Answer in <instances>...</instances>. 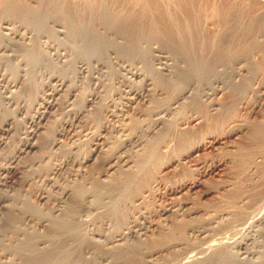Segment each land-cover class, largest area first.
<instances>
[{"label":"rangeland","instance_id":"obj_1","mask_svg":"<svg viewBox=\"0 0 264 264\" xmlns=\"http://www.w3.org/2000/svg\"><path fill=\"white\" fill-rule=\"evenodd\" d=\"M178 2L188 17L181 22L185 35L177 33L180 41H175L161 27L172 20L179 28L172 10L167 12L170 4L179 9ZM223 7L231 15L222 23ZM4 20H20L31 32L21 31L29 38L21 61L0 62V74L18 81L15 103L9 105L0 78V128L7 129L0 131V178L10 176L0 195L14 208L1 211L7 216L0 222V264H25L16 252L21 241L47 235L49 219L69 207L75 236L54 235L74 249L64 264H196L212 252L199 257L200 248L234 220L236 227L247 220L251 225L231 238L242 247L232 243L220 264H264V0H0V44L7 43ZM51 20L67 24L72 38L57 32ZM115 49L121 55L112 59ZM187 59L199 77L179 75ZM163 61L168 71L160 68ZM79 62L99 69L80 75ZM119 64L148 80L127 74ZM120 74L127 78L125 88ZM61 81L59 105L31 125L42 92ZM127 87L140 94L131 104L125 100ZM187 87L189 95L156 130L160 135L150 138L152 149L141 169L133 166L130 183L108 188L115 190L104 199L92 197L116 175L106 164L112 154L140 153L142 147L125 142L138 135L145 143L152 135L147 134L152 113ZM90 93L99 94L98 103L70 137L67 125ZM65 101L68 107L62 108ZM32 129L35 134L28 135ZM99 133L105 135L99 156L84 168L82 160ZM25 141L33 148L18 152ZM11 156H18L14 168L4 172ZM65 191L70 196H62ZM64 197L68 204L61 208ZM92 233L97 235L91 241ZM243 251L253 254H238Z\"/></svg>","mask_w":264,"mask_h":264},{"label":"bare ground","instance_id":"obj_2","mask_svg":"<svg viewBox=\"0 0 264 264\" xmlns=\"http://www.w3.org/2000/svg\"><path fill=\"white\" fill-rule=\"evenodd\" d=\"M178 3H179L178 4L179 5V9L177 7H175V6H173L172 4H170L167 12H169L170 9L172 10V14L174 16V20H177L176 22L179 24V28L177 29L174 26V23L172 22V20L171 21L169 20L170 23L167 22V27H166V24L163 25L164 28L161 27V31L162 32H166V34H169L170 36L172 35L173 36V40H175V41H177V40L180 41V39H179L180 37H179V35L177 33L185 35L184 34V29H183V24H182L185 20H182V17L183 18L188 17L187 11H183V9L181 7L183 5L180 2H178ZM3 4H6V3L2 2V6H3ZM230 12H231V10L229 11L228 7L227 8L226 7L222 8V10L220 12V15H219L220 18L222 19V23H223V21L227 22L228 17L231 15ZM168 15L169 14H167V18H168ZM15 21L19 22L20 24L12 23L13 21L10 22L9 20L2 21V27H1L2 28V34L4 35V38L7 39V43L6 44H3V43L0 44V62H2V61H5V62L21 61V60H19L18 57L22 56V53H23V56H24V53L27 51L26 48L29 45L27 40H29V38L26 37L27 35L25 36V34H22L21 31L23 32L24 30H26L27 33H30L31 32V27L28 26V25H24L20 20H15ZM51 24L55 27L57 32L63 33V35H66L68 37V39L72 38L73 32L69 29V26H67V24L62 23L59 20H51ZM174 29L177 30V31L174 32ZM108 30L111 31L109 27H108ZM108 30L105 29V31H107V32H105L106 34L109 32ZM121 37L124 39V41L127 40V37H125V36H121ZM25 38H27V40ZM108 39H109V41H112L114 39V37L111 36ZM122 47H123V45H122ZM57 54H58V57L60 58V61H61V59L63 61L64 60L66 61V55H64L62 53H57ZM119 55H121V52L119 50L115 49V50L112 51V54H111L112 59H117ZM158 56H159V58L163 57L161 55H158ZM163 59H164V57H163ZM182 60H183V58H182ZM187 61H188V63L186 64V67L184 69L182 68L183 70H179V73H182V74H179V75H183V76H186L188 78L193 77V76L194 77L198 76V73H197L198 71H197L196 64L194 62H191L189 59H187ZM61 63H62V61H61ZM79 63L80 64H79V66H77L76 73H78L80 75H82L84 71L87 72V70L89 71V73H91V72L95 73L99 69V68L94 66L93 68H91L89 70L87 65H85L82 62H79ZM158 63H160V65H161L160 68L162 70H167V71L169 70V68H170L169 64L164 63V61L163 62H158ZM96 64L102 66V63L96 62ZM20 65H19V69H21V70L24 69V68H21ZM119 66H120V68H122L123 71H125L127 74H129L131 76H135V77H141L142 76L141 74L137 73V71L135 72V71H132L131 69H127L122 64H119ZM92 73H91V75H92ZM99 73H101V71ZM176 73H178V72H176ZM94 75H96V74H94ZM142 77H143V79L145 78L146 80H148V77H146L145 75L142 76ZM0 78L2 80L4 79L3 82L5 83L4 86H3L2 99L4 100V103L11 105V104L15 103L14 102V98L12 96V92H13V88L16 87V84L18 83V81L17 80H14V81L13 80H11V81L10 80H6V76L4 74H2V75L0 74ZM119 78H120L119 79V84L121 82V85L123 86V88H125L126 86H124L123 83H124V81L127 78L124 75H122V74H120ZM190 79H193V78H190ZM23 81H24L23 83H25V78H24ZM192 82L189 85H192ZM148 85H149V83H146V86H148ZM62 87H63V82L62 81L57 83V84H54L52 86L50 85V87H48V88L46 87L47 89H45V91H43L42 94H41L42 96L40 98V102L37 105V109H38L37 110V115H36V117L34 116L35 119L32 118L31 123H30L31 125H33V122H35V120L36 121L37 120L38 121L45 120L46 117L51 113L53 108H55L56 105L57 106L59 105V103H57V96L59 95V91L60 90H61L60 92H62ZM98 87H100V86H98ZM123 88H122V90H123ZM127 88H129V87H127ZM70 91H71V89H70ZM190 91L191 90H190V88L188 89V87H187V89H181V92H179L178 95H176L173 98V100L171 101V103L168 106H160L159 108H157V110H155L152 113V115L154 116V118L152 119V120H154V123L150 127V129L147 130V132H148L147 134H149V135L152 134V135L149 136V138L145 137L146 141H145V143L143 142L144 144L142 143V139L138 135H132V137L128 138V140L125 142V144L126 145H130V146L132 144H134L139 149L143 148L142 151L140 150V153L137 152V154L130 156V155H127L126 153H124V151H122L123 149L122 150L118 149L114 154H112V156L107 160L106 164H107V167H108V172L111 173L112 171H115V172L117 171L115 173L116 175H114L112 177H109L110 179L107 180V182L105 184H103L102 187L99 186L101 188H99V189L97 188L98 190H94L93 193H95V194H91L92 197L97 198V200L104 199L105 198V194L107 196H109L110 195L109 193H111L112 191L115 190V189L108 190V188L114 187L116 185L119 187V184L121 182L123 184L127 183V182H128V184L130 183L129 181H131V179H133V176L135 175L134 168L135 169L136 168H140L141 169V166H143L142 162H143L144 158H146V155H148V153L152 149L151 148L152 147V145H151L152 139L150 140V138H153L155 136L157 137V136L160 135L159 134L160 132H158V131H161L160 129H162L163 127L166 126V122L170 119V115H172L173 111L178 106L176 103L180 99H182V98L186 97L187 95H189ZM124 92L127 95L125 100H127V102L130 103V104L132 102H134L138 98V96L140 95V94L136 93L135 90L133 91L131 89L130 90L124 89ZM69 95L70 94L68 93L67 96H69ZM98 95L96 93L95 94L94 93L88 94L87 97L85 98V102H84V105L82 107L83 109L79 110V111H76V112L74 111V114L71 117L70 124L67 125V126H69V128H68L69 132H67V133L70 135V137H74L75 134L80 131V129H76V127H80V128L82 127L79 124L80 119L83 116H85L84 113H87L88 111H90V110H92L94 108V104L95 103H98L97 102ZM142 95L143 94H141V96ZM99 98H101V97H99ZM121 98H123V96L122 97L120 96V100H121ZM114 101H116V98H115ZM130 104H128V105H130ZM60 105H61L62 108L63 107H68L67 101L63 102V104H60ZM17 110H18V108H17ZM107 113H109L108 114L109 117L112 116L111 109H108ZM74 121H76V123L72 124V122H74ZM106 130L107 129H106V125H105L103 127V129H102V132L103 131L105 132ZM156 130H158L157 131L158 135H157ZM0 131L2 133L4 131H7V129L6 128H0ZM26 133L28 135H34L35 131L32 129V130L26 131ZM104 136H105L104 133L103 134L99 133V134H97V137L94 138V141L91 143V148H89V150H90L89 154L82 160V165H83L84 168H87L92 163H94L95 160L97 159V157L99 156V153L101 151L99 147L102 144ZM147 137H148V135H147ZM58 142L59 141L56 140L53 143L57 144ZM142 144H143V146H142ZM33 146H34V143L32 144L30 142H26L25 141V143H23L18 148V152H23L26 149L33 148ZM122 148H124V146H122ZM17 157L18 156H11V157H9L7 159V165L5 166V168L2 167L4 169V172L5 171L9 172L10 169L14 168V167L11 166V164H13V163H15L17 161ZM133 166H134V168H133ZM131 170H133V172H130ZM136 171L137 170H135V172ZM105 175L107 176L108 173L105 174ZM46 178H47V176H46ZM8 179H10V176H8V175H5L3 177L1 176V178H0V186L5 185V183L8 182L7 181ZM102 189H103V191H102ZM66 194H67V196H70L69 195L70 193H67V191H65L62 196L66 195ZM45 196H43V197H45ZM66 197H64L65 199H63V201L59 200V202L63 204V205H59V206H61V208H63V206L65 207L68 204L67 201H66ZM109 198H110V200H112L111 197H109ZM5 199L6 198L3 199L1 197V195H0V222H2V223L6 219L5 217L7 216V214L2 213L1 211H3L4 208H5L4 210L14 209L12 207L8 208L7 207L8 204L5 205V201H6ZM69 206H67V207H69ZM262 207L263 206H261L260 209ZM69 208H67V210H65V212H63V214H58L59 216H56V217H54L52 219H49L48 222H49V225H50L49 227H50L51 230L49 231V233L47 235H45V233H44V235L46 237L44 235L43 236L42 235L41 236L37 235L38 237L35 235L36 237L32 236V238H31V236H30V238L21 241L19 246L16 248L17 255L20 256V258H19V256H18V258L21 259V260L23 259V262H25V264H64L66 259H67L66 257L68 255L72 254L74 252V249L71 248L72 247L71 244H70L71 242L69 243L70 245L67 244V243L65 244V240H66L65 238H64L65 240L64 239H60V238H54L55 237L54 235L57 236V234H59V236H62L64 234L66 236V238H67V235L68 236H72V237L75 236V233H76L75 230H74L75 227L73 228L71 226L72 223H74V221H73L72 217H70L69 214H68V212L70 210ZM55 209H54V212H55ZM258 211H260V210H257V212ZM60 212H61V210H60ZM28 214L33 216L31 213H28ZM253 216H251L252 219H255ZM243 217L244 216L242 215V218ZM246 219H247V217H246ZM239 220H237V221H239ZM235 221L236 220H234L232 223L237 224ZM250 221H251V218H250ZM251 222H253V221H251ZM247 223L249 224L248 220L246 222L244 221V223L241 225V227H239V226L236 227V226H234V224H226L223 227H221L220 231H222V232L220 233V235H215V236L211 237L210 239H208V241L205 244V246H206L205 249L204 248L203 249L200 248L202 251L201 252L198 251L199 252L198 255L200 257L201 255L206 254V252H208V251H209V253L211 251L212 252L210 254L208 253L209 255H207V256L204 255L206 257L203 258V259L197 258L196 264H220V263H222L221 260H222V257H223V253L227 250L228 247L231 248L232 243L234 244L236 242V241L235 242H231V240H232L231 238H233L235 234L237 235L242 230L241 229L242 227H244L245 225L248 226ZM249 225H251V224H249ZM91 235H92V237L90 239L92 241L93 237H95L97 234L96 233H92ZM68 239H71V238H68ZM68 239H67V242L69 241ZM229 241H230V243H229ZM232 241H234V240H232ZM239 244H240L239 242H237V244L235 243V245H237V247L240 249L242 247V245H239ZM243 247H244V245H243ZM75 249H76V247H75ZM238 254H240V255L241 254L249 255V254H253V253L250 252V251H249V253L247 251H243V252L238 253ZM196 257H197V255H196ZM185 259H187V258H184V260ZM189 259H193V258L191 257ZM189 259L187 260V262L190 261ZM180 262H181V260H178L177 264H183V263H180ZM184 264H185V262H184Z\"/></svg>","mask_w":264,"mask_h":264}]
</instances>
